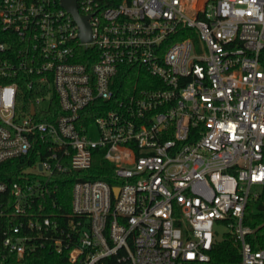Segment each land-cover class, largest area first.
I'll use <instances>...</instances> for the list:
<instances>
[{"label": "built area", "instance_id": "built-area-1", "mask_svg": "<svg viewBox=\"0 0 264 264\" xmlns=\"http://www.w3.org/2000/svg\"><path fill=\"white\" fill-rule=\"evenodd\" d=\"M76 5L90 42L63 0H0V166L33 159L0 182V247L19 261L49 248L69 264H207L223 223L241 264H264L244 224L264 188V0ZM98 159L114 184L87 178Z\"/></svg>", "mask_w": 264, "mask_h": 264}, {"label": "trees", "instance_id": "trees-1", "mask_svg": "<svg viewBox=\"0 0 264 264\" xmlns=\"http://www.w3.org/2000/svg\"><path fill=\"white\" fill-rule=\"evenodd\" d=\"M196 0L194 1V5H196ZM197 6V5H196ZM122 82L121 85H132L134 84V77H121ZM98 115H94L89 120L92 122L95 117ZM103 161V160H102ZM33 162L31 160H14L8 162L0 166V182H13L17 180L18 175H20L21 170L28 167ZM107 169L108 174L105 173H97L95 169L97 167H101ZM112 166L108 163V161L101 162L99 159L96 160L94 164V169L90 171L89 180H105L110 184H114L115 180L110 175V171ZM72 176L61 178L59 181V191L56 196L57 204L59 205L58 212L61 214H70L71 210V200H72V183H73ZM3 196H0V200ZM259 205L258 209L259 212L257 214H253L250 211L248 206L245 214L244 224L249 226L253 229V233L249 237V242L253 246L254 250H259L264 248V188L261 190V196L258 200ZM1 237V236H0ZM238 245L236 244L232 234H228L225 238L221 241H218L214 249L211 253V261L207 264H241V254ZM7 255L6 261L4 264H69L68 263V255L67 253L64 254H56L49 248L45 250H39L36 253L26 257L24 260L19 261L16 255L8 254L7 251L3 250L0 247V264H2L3 256Z\"/></svg>", "mask_w": 264, "mask_h": 264}, {"label": "water", "instance_id": "water-1", "mask_svg": "<svg viewBox=\"0 0 264 264\" xmlns=\"http://www.w3.org/2000/svg\"><path fill=\"white\" fill-rule=\"evenodd\" d=\"M63 6L73 15L75 21L78 23L80 29V38L83 42H90L92 40V29L89 24V17H81L77 9L76 0H63ZM32 114H35V107L32 106ZM118 193V190H114Z\"/></svg>", "mask_w": 264, "mask_h": 264}, {"label": "rangeland", "instance_id": "rangeland-1", "mask_svg": "<svg viewBox=\"0 0 264 264\" xmlns=\"http://www.w3.org/2000/svg\"><path fill=\"white\" fill-rule=\"evenodd\" d=\"M194 1L195 0H190L191 5H193ZM196 1L198 4L200 0H196ZM92 137L96 138V131L94 127H93ZM260 193H261V190H260ZM258 205H259L258 200H255L253 199V197H251L250 202H249V208H250L251 213L257 214L259 212ZM215 232L217 234L216 239L218 242V241H221L223 238H225L230 233V229H228V227L225 224L218 223L216 225Z\"/></svg>", "mask_w": 264, "mask_h": 264}]
</instances>
